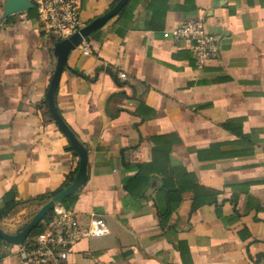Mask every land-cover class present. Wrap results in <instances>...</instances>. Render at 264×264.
I'll use <instances>...</instances> for the list:
<instances>
[{"label":"crops","instance_id":"0c3cea01","mask_svg":"<svg viewBox=\"0 0 264 264\" xmlns=\"http://www.w3.org/2000/svg\"><path fill=\"white\" fill-rule=\"evenodd\" d=\"M25 1L0 0L9 236L80 163L47 101L61 41L34 7L13 12ZM119 1L81 0L83 29ZM195 20L219 38L202 69L191 42L164 36ZM55 105L88 154L85 183L60 205L88 232L67 264H264V0H129L69 51ZM18 246L0 238V264H17Z\"/></svg>","mask_w":264,"mask_h":264},{"label":"built area","instance_id":"2783aa9c","mask_svg":"<svg viewBox=\"0 0 264 264\" xmlns=\"http://www.w3.org/2000/svg\"><path fill=\"white\" fill-rule=\"evenodd\" d=\"M43 32L66 40L83 29L80 17L81 0H30ZM175 41L192 43L196 65L202 69L219 55V38L206 31L201 20L181 23L164 34ZM120 78L126 79L124 73ZM88 232L76 212L57 206L43 233L28 238L17 249V264H67L75 245Z\"/></svg>","mask_w":264,"mask_h":264},{"label":"water","instance_id":"95a60500","mask_svg":"<svg viewBox=\"0 0 264 264\" xmlns=\"http://www.w3.org/2000/svg\"><path fill=\"white\" fill-rule=\"evenodd\" d=\"M129 0H120L118 4L109 12L107 13L99 22L91 26L90 28L82 29L79 33L75 34L69 39L63 40L58 45L57 56H58V63L56 67V71L52 80V83L49 87L48 94H47V101L49 111L62 130V132L67 136V138L72 143L74 149L79 154L80 163H79V172L75 179V181L57 196H55L50 202H48L36 215L35 219L29 224L25 230L17 236H9L0 232V238L5 240L8 243L18 244L21 245L24 243L31 232L36 229L39 224L57 207L60 206L68 197L74 194L86 181V171H87V162H88V154L87 151L81 147L75 137V135L69 130V128L64 123L63 119L61 118L56 105H55V93L59 86L61 74L67 62V56L69 51L80 41L82 40L92 29L101 27L104 25L109 19L116 16L122 8L127 4ZM29 7H33L31 2H23L21 6L17 7L13 10L14 13L19 12L20 10L27 9ZM12 12V13H13Z\"/></svg>","mask_w":264,"mask_h":264},{"label":"trees","instance_id":"16d2710c","mask_svg":"<svg viewBox=\"0 0 264 264\" xmlns=\"http://www.w3.org/2000/svg\"><path fill=\"white\" fill-rule=\"evenodd\" d=\"M72 181H73V177L65 183V186H69ZM52 196H54V195H52ZM63 205L66 207V201H64ZM52 213H53V211L49 214L48 217L45 218V220L42 223L39 224V226L32 232L31 237H34V236L39 235V234L44 232V230L46 229V226H47V224H48V222L52 216Z\"/></svg>","mask_w":264,"mask_h":264}]
</instances>
